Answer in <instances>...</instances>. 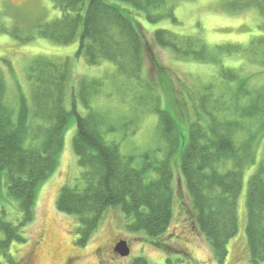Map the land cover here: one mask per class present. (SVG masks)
I'll return each mask as SVG.
<instances>
[{
    "label": "trees",
    "instance_id": "1",
    "mask_svg": "<svg viewBox=\"0 0 264 264\" xmlns=\"http://www.w3.org/2000/svg\"><path fill=\"white\" fill-rule=\"evenodd\" d=\"M181 1L52 0L62 16L43 25L39 33L60 45L79 42L78 58L85 56L90 65L111 62L116 67L115 77L132 82L135 93H155L151 112L159 120V137L167 151L163 158L158 156L161 149L145 152L140 166H136V156L122 154L118 143H109L103 136L102 128L109 125L91 106L102 93L103 80L76 81L69 61L38 57L27 72L29 94L18 83L12 105L2 68L8 63L0 58V264H28L14 257L13 245L27 241L25 228L35 221L39 189L58 168L72 117L77 129L73 149L83 171L78 183L62 188L57 208L79 220L80 244L99 229L109 209L120 208L132 219L127 226L130 232H144L150 243L173 253L170 246L157 240L174 220L177 195L172 158L180 151L181 172L196 212L194 223L210 244L216 263H226L228 247L240 229L239 199L245 171L258 164L256 151L264 136V88H251L247 78L220 64V74L231 87L229 92L215 98L214 85L205 84L194 101L193 116L181 94L180 99H174L177 94L167 85L170 75L154 57L153 44L172 49L181 59L201 63L215 62L219 51L221 60L222 53L259 59L264 71V0H222L233 12L258 9L263 23L262 34L246 47L222 45L219 51L208 49L199 33L152 32L146 28L167 20L180 24L176 6ZM3 28L0 32L7 33ZM146 68L157 71L161 89L150 84ZM75 82L80 101L88 109L85 116L80 114L74 95L71 108L66 107ZM178 106L177 116L186 123L185 128L169 111ZM243 120L261 124L253 131L245 129ZM108 130L114 131L112 127ZM227 164H231L229 169ZM11 198L21 213L16 224L5 217ZM247 212L249 258L252 264H264V151L249 180ZM131 264L150 263L137 257Z\"/></svg>",
    "mask_w": 264,
    "mask_h": 264
},
{
    "label": "rangeland",
    "instance_id": "2",
    "mask_svg": "<svg viewBox=\"0 0 264 264\" xmlns=\"http://www.w3.org/2000/svg\"><path fill=\"white\" fill-rule=\"evenodd\" d=\"M221 2L222 0L181 1L176 6L180 24L175 25L167 20L155 25H146V28L152 32L167 29L178 34L199 33L208 49L213 51H219V46L222 45L239 44L246 47L254 37L262 34L263 20L258 9L233 12ZM61 16V11L55 7L52 0H0V29L4 27L3 29L8 30L7 33L0 32V58L8 63V67L2 68L10 104L14 105L17 98L18 83L24 93L29 94L27 72L35 58L45 57L62 63L69 61L76 81L82 78L92 82L103 80L102 93L94 98L91 106L104 116L109 125L108 129L112 127L114 130L110 132L106 126L102 128L106 141L118 143L122 154L136 156L138 158L136 166L141 165L142 155L148 151L161 149L158 156L163 158L167 145L159 137V120L151 112L155 93L145 90H141L143 93H135L132 82L115 77L116 67L111 62L90 65L85 56L78 58L79 42L60 45L41 38L39 33L42 26ZM153 52L158 62L167 68L170 75L167 85H170L177 94L174 99L178 97L180 99L181 94L188 103L189 113L193 116L194 101H197L199 92H202L205 84L214 85L212 92L215 98L229 92L231 87L220 74L222 70L220 64L229 66L241 77L247 78L251 88H264V71L259 59H244L241 56H228L222 53L221 60L219 51L215 54V62L205 60L201 63L181 59L172 49L155 44ZM147 73L150 75L147 78L150 84L160 88L157 71L146 68ZM74 87L73 94L71 96L68 94L66 107L71 108V98L73 99L74 95L80 114L85 116L88 109L80 101L76 82ZM163 104L165 105V100ZM210 110L213 111L211 108ZM169 111L185 128L186 123L180 121L178 117L180 107L169 108ZM243 123L245 129L250 127L254 131L260 126L261 121L243 120ZM76 131L75 117H72L65 134L58 168L39 189L35 221L25 228L27 241L21 245H13L12 253L15 258L25 259L28 264H131L137 257H145L150 264H169L168 259L171 264H217L210 244L193 220L196 212L195 210L193 212L192 200L181 172L180 151L172 158L174 188L177 195L174 220L168 232L157 240L170 246L173 253H166L150 243L144 232H130L127 226L132 219L120 208L109 209L99 229L85 244H80L82 233L78 230L79 220L75 216L61 213L57 208V199L62 188L78 183L83 171L73 149ZM261 138L258 149L256 148L258 164L245 171L244 189L239 199L240 229L228 247L229 255L225 264H252L246 233L247 191L249 180L257 171L264 151V136ZM230 166L231 164H227L226 169ZM4 184V194H7V186ZM9 202L10 207L6 210L5 217L16 224L21 220V213L15 199L11 198ZM121 240H126L130 246L131 252L127 257L114 252V248Z\"/></svg>",
    "mask_w": 264,
    "mask_h": 264
},
{
    "label": "water",
    "instance_id": "3",
    "mask_svg": "<svg viewBox=\"0 0 264 264\" xmlns=\"http://www.w3.org/2000/svg\"><path fill=\"white\" fill-rule=\"evenodd\" d=\"M115 253L122 257H127L130 255V246L127 241L121 240L114 248Z\"/></svg>",
    "mask_w": 264,
    "mask_h": 264
},
{
    "label": "bare ground",
    "instance_id": "4",
    "mask_svg": "<svg viewBox=\"0 0 264 264\" xmlns=\"http://www.w3.org/2000/svg\"><path fill=\"white\" fill-rule=\"evenodd\" d=\"M48 242H46V244H47ZM49 243H50V241H49ZM48 245V244H47ZM49 246V245H48Z\"/></svg>",
    "mask_w": 264,
    "mask_h": 264
}]
</instances>
